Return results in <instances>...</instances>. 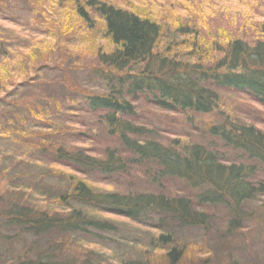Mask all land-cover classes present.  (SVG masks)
I'll return each instance as SVG.
<instances>
[{
    "label": "trees",
    "instance_id": "16d2710c",
    "mask_svg": "<svg viewBox=\"0 0 264 264\" xmlns=\"http://www.w3.org/2000/svg\"><path fill=\"white\" fill-rule=\"evenodd\" d=\"M83 3L72 0L76 22L92 32L86 36L101 32L107 47L96 51L90 45L96 89L70 82L60 71L43 79L57 67L44 60V52L26 46L14 59V36H0V264H26L16 263L12 245L25 233L79 230L91 237L117 230L103 212L150 222L161 244L171 243L174 227L204 228L209 207L225 208L231 215L227 228H240L247 202L264 196V180L253 179L264 170V131L238 115L215 124L192 118L213 113L222 90L244 92L264 106V22L239 16L227 29L219 19L202 22V8L185 7L190 16L181 18L118 6L116 0ZM142 104L183 116L187 128L166 124L173 135L160 141L163 129L155 120L138 121ZM86 138L94 141L90 149L74 145ZM91 176L128 189H99L86 180ZM15 227L19 231L10 234ZM118 259L112 264H142Z\"/></svg>",
    "mask_w": 264,
    "mask_h": 264
},
{
    "label": "rangeland",
    "instance_id": "374dc122",
    "mask_svg": "<svg viewBox=\"0 0 264 264\" xmlns=\"http://www.w3.org/2000/svg\"><path fill=\"white\" fill-rule=\"evenodd\" d=\"M6 1L8 4L6 2L2 4L0 0L2 7L0 9V36L4 33H11L14 36L10 40L15 45L12 47L14 59H18L19 53L26 46L32 45L31 48L44 52L43 58L48 64L57 66L53 70L42 73L43 79L52 77L60 71L63 77H68L70 82L74 81L79 86L94 89L99 87L97 80L91 77L90 65L93 64L91 62L95 57L90 52V45L94 47L93 50L106 51V42L101 32L93 35V38L90 37L91 35L86 36L92 32L83 23L76 22L72 13V0H17L16 3L12 0ZM79 1L84 5L83 0ZM116 3L118 6L141 7L146 12L154 9L153 11L158 16L167 13L169 17L174 13L181 18L190 16V13L184 11L185 7L202 8L207 14V16L202 14V22L206 23L208 20L212 23L219 19L227 29L235 28L234 19H238L239 16L244 17L245 20L249 16V19L264 22V0H116ZM3 7L10 8L7 10ZM71 15L72 20H69ZM67 25L75 31H66ZM64 27L66 28L62 33L61 29ZM176 41L178 39L172 40L171 44L174 42L176 44ZM74 57H78L75 60L76 63L72 60ZM24 59L26 60V55ZM24 65H21L22 68ZM74 99L77 100V96H74ZM219 104L213 113L199 115L192 120L194 122L201 120L202 124L206 122L215 124L225 117L232 119L238 115L245 123L255 124L254 126L264 131V106L255 102L244 92L222 90ZM138 108L141 112L138 121L146 123L151 118L155 120L158 125L155 123L154 125L163 129L159 140L164 143L169 141V137L173 135L171 133L174 132L164 129L166 124L177 131L179 127L187 128L184 117L179 114L175 116L176 114L172 112H155L147 104L139 105ZM161 116L163 118L167 116L164 118L166 121L171 117H177L180 121H173L174 123L161 121L159 119ZM206 139L207 137L204 141ZM101 141L103 142V139ZM93 142L86 138L84 141L73 143L88 149L94 146ZM51 165L55 164L51 163ZM62 169L67 172L63 167ZM82 176V174L79 175V177ZM253 179L264 180V170H259L258 175H255ZM86 180L97 185L99 189H128L126 183L120 186L118 181L108 183L97 176L86 177ZM49 183L54 188L57 180L50 179ZM134 186H137L135 182ZM246 205L245 216L238 220L240 228L236 230L227 228V220L231 218V215L225 208L209 207L207 209L212 216L204 228L191 225L174 227L171 231V238H173L169 244L157 242L156 236L159 231L153 229L150 222L141 225L140 222L130 221L120 215L103 212L101 213L103 218L109 217L116 222L117 230L94 231L101 236L91 237L83 235L79 230H71L68 235L64 236L53 235L55 233L50 236H45V234L31 236L25 233L21 238L17 236L16 239H12V245H15L14 250L17 252L15 254L16 263L19 261V263L26 264L30 259L40 261L39 264H112L118 261V258L120 260L134 259L133 261H140L142 264H264V196L247 202ZM60 218H65V216ZM18 231L19 229L15 227L9 233L14 234ZM149 237H154L153 244L149 243ZM94 240L97 244L90 245L88 241ZM46 241L50 243L47 247ZM173 248L177 256L171 261L168 254ZM8 264H11V261H8Z\"/></svg>",
    "mask_w": 264,
    "mask_h": 264
},
{
    "label": "bare ground",
    "instance_id": "6f19581e",
    "mask_svg": "<svg viewBox=\"0 0 264 264\" xmlns=\"http://www.w3.org/2000/svg\"><path fill=\"white\" fill-rule=\"evenodd\" d=\"M263 171V170H262ZM39 212H41V210L39 211ZM42 213V212H41Z\"/></svg>",
    "mask_w": 264,
    "mask_h": 264
}]
</instances>
